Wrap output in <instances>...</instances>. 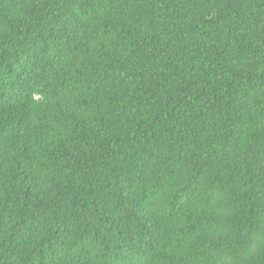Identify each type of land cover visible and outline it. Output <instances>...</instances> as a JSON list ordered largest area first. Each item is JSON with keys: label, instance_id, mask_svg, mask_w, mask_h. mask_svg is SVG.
Listing matches in <instances>:
<instances>
[{"label": "trees", "instance_id": "trees-1", "mask_svg": "<svg viewBox=\"0 0 264 264\" xmlns=\"http://www.w3.org/2000/svg\"><path fill=\"white\" fill-rule=\"evenodd\" d=\"M0 264H264V0H0Z\"/></svg>", "mask_w": 264, "mask_h": 264}]
</instances>
